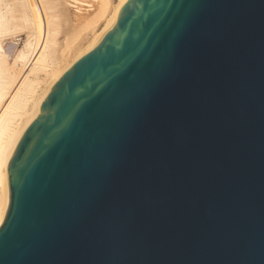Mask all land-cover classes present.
I'll return each instance as SVG.
<instances>
[{"label": "water", "instance_id": "1", "mask_svg": "<svg viewBox=\"0 0 264 264\" xmlns=\"http://www.w3.org/2000/svg\"><path fill=\"white\" fill-rule=\"evenodd\" d=\"M7 176L0 264H264V0H127Z\"/></svg>", "mask_w": 264, "mask_h": 264}, {"label": "bare ground", "instance_id": "2", "mask_svg": "<svg viewBox=\"0 0 264 264\" xmlns=\"http://www.w3.org/2000/svg\"><path fill=\"white\" fill-rule=\"evenodd\" d=\"M126 2L0 0V223L9 201L7 168L21 136L56 81L102 39ZM63 17L72 30L59 45ZM23 30L25 43L10 58L5 42Z\"/></svg>", "mask_w": 264, "mask_h": 264}, {"label": "rangeland", "instance_id": "3", "mask_svg": "<svg viewBox=\"0 0 264 264\" xmlns=\"http://www.w3.org/2000/svg\"><path fill=\"white\" fill-rule=\"evenodd\" d=\"M16 14L17 15H19V13H17L16 12ZM64 17L63 18H61L60 20H59V34H58V38H60L59 40H58V44L59 45H62V44H64V40H65V38L66 37H69V35H70V32H71V28L72 27H70L71 25L67 22V20H64ZM17 22L18 23H21V20H19L18 21V19H17ZM68 23V24H67ZM60 25H62V26H60ZM69 25V26H68ZM61 29V30H60ZM69 29V30H68ZM66 32V33H65ZM68 33V34H67ZM16 35H19V39L18 40H16L15 41V37H12V38H14V39H12V38H9V39H7L6 40V42H5V45H6V47H5V49L7 50V52L10 54V58H12L13 56H14V54H15V51H17V50H19L20 48H22L23 46L22 45H24V43H25V38H26V33L24 32V30L22 31V32H18V34H16ZM62 35V36H61ZM66 35V36H65ZM68 35V36H67Z\"/></svg>", "mask_w": 264, "mask_h": 264}, {"label": "snow or ice", "instance_id": "4", "mask_svg": "<svg viewBox=\"0 0 264 264\" xmlns=\"http://www.w3.org/2000/svg\"><path fill=\"white\" fill-rule=\"evenodd\" d=\"M129 88V90H134L137 87V84L135 81L130 82L127 86Z\"/></svg>", "mask_w": 264, "mask_h": 264}]
</instances>
